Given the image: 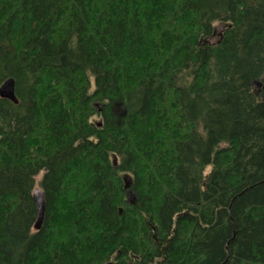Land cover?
Segmentation results:
<instances>
[{
	"label": "trees",
	"instance_id": "16d2710c",
	"mask_svg": "<svg viewBox=\"0 0 264 264\" xmlns=\"http://www.w3.org/2000/svg\"><path fill=\"white\" fill-rule=\"evenodd\" d=\"M8 77L0 264H264V0H0Z\"/></svg>",
	"mask_w": 264,
	"mask_h": 264
},
{
	"label": "water",
	"instance_id": "95a60500",
	"mask_svg": "<svg viewBox=\"0 0 264 264\" xmlns=\"http://www.w3.org/2000/svg\"><path fill=\"white\" fill-rule=\"evenodd\" d=\"M0 84V98L7 99L11 101L14 105L18 103V99L16 97L15 93V85L14 80L12 77L6 78L4 81H1ZM256 85H258V82H256ZM99 125V123H98ZM33 197V200L36 205V218L33 225L34 230H39L43 218H44V211H45V202H44V194L43 191L40 188L34 189L33 193L31 194ZM111 264V263H108Z\"/></svg>",
	"mask_w": 264,
	"mask_h": 264
},
{
	"label": "rangeland",
	"instance_id": "374dc122",
	"mask_svg": "<svg viewBox=\"0 0 264 264\" xmlns=\"http://www.w3.org/2000/svg\"><path fill=\"white\" fill-rule=\"evenodd\" d=\"M214 26V33L212 35H210V37L203 39V42H209L210 44L212 43H216V41L218 40V38L220 37V35L222 34L223 30L225 29L226 25L223 23H216L213 25ZM254 91L258 92L259 88L258 85H256V82L254 81ZM95 119L97 123H100V119L99 118H92ZM209 171V168L206 169L205 173ZM39 179H40V173L35 177V184H34V188L33 189H37L40 188L39 187ZM124 183H125V188L127 194V200L132 202L134 201V191H132L131 187V177H125L124 176Z\"/></svg>",
	"mask_w": 264,
	"mask_h": 264
}]
</instances>
